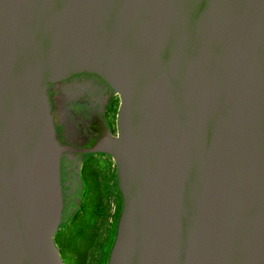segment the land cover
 <instances>
[{"label":"water","instance_id":"95a60500","mask_svg":"<svg viewBox=\"0 0 264 264\" xmlns=\"http://www.w3.org/2000/svg\"><path fill=\"white\" fill-rule=\"evenodd\" d=\"M82 78L116 132L95 107L58 128L52 87ZM80 152L116 163L107 264H264V0H0V264H66Z\"/></svg>","mask_w":264,"mask_h":264},{"label":"rangeland","instance_id":"374dc122","mask_svg":"<svg viewBox=\"0 0 264 264\" xmlns=\"http://www.w3.org/2000/svg\"><path fill=\"white\" fill-rule=\"evenodd\" d=\"M67 104L73 105L72 102ZM78 106L80 105H76V109ZM108 117L115 127L117 107L108 112ZM82 163L81 172L86 180L87 190L85 189L86 192L77 213L58 231L56 239L62 243V246L71 243L69 247L63 249L67 264L76 261L82 264H105L104 252L101 254V244L105 239L99 236L96 239L94 235L99 227V221H106L108 224L112 222L115 208L121 202L117 186L116 163L112 156L103 153L84 155ZM111 240L108 239L106 250Z\"/></svg>","mask_w":264,"mask_h":264},{"label":"flooded vegetation","instance_id":"af4514ba","mask_svg":"<svg viewBox=\"0 0 264 264\" xmlns=\"http://www.w3.org/2000/svg\"><path fill=\"white\" fill-rule=\"evenodd\" d=\"M52 90L53 111L56 115L57 126L60 130L64 129V126H68L69 112H72L73 116L78 121H81L85 117H92V112L90 111L95 107L110 129L116 132L117 124L115 127L113 126L108 117V112L113 110L114 107H117L118 113L120 97L102 83L93 79H71L56 83L52 87ZM66 101L72 102L73 105L70 106ZM76 105L80 106L76 109ZM81 125L84 126V122L81 121ZM76 145L80 148L84 146L83 144ZM96 153L106 154L104 152L74 153V158H66L63 163V168L65 167L64 180L67 181V188L65 186L67 190V201L65 206V221L63 223L67 224L75 216L86 192V180L81 172L84 155ZM116 212L117 206L112 215V222L108 224L106 221H99V227L96 229L94 238L97 239L99 236V238L103 237L105 239L101 244V254L106 251L105 248L113 230L114 215Z\"/></svg>","mask_w":264,"mask_h":264},{"label":"trees","instance_id":"16d2710c","mask_svg":"<svg viewBox=\"0 0 264 264\" xmlns=\"http://www.w3.org/2000/svg\"><path fill=\"white\" fill-rule=\"evenodd\" d=\"M85 189L87 190V186H85ZM119 194H120V191H119ZM120 197H121V194H120ZM121 208H122V197H121V202H120L119 206L117 207V212L114 215V229H113L112 234L110 236V239H112V240H111V243L108 244L109 248L106 251H104V259L106 260L105 264H107V262H108L110 250H111V247H112L114 240H115V236H116V232H117V223H118V219H119V216L121 213ZM65 225H66V223L61 224L60 228L62 229ZM56 242L58 244V247L61 250V253H62V256L64 257V260L66 261L64 253H63V251H64L63 249H66V247H69L71 245V243H67L66 245L64 244V246H62V243H59V241L57 239H56ZM66 264H67V262H66ZM72 264H82V262L76 261V262H73Z\"/></svg>","mask_w":264,"mask_h":264}]
</instances>
